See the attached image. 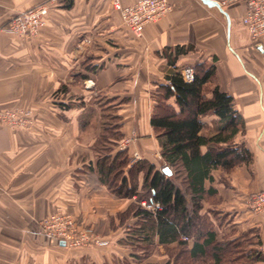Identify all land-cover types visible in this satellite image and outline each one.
I'll use <instances>...</instances> for the list:
<instances>
[{"label": "crops", "instance_id": "obj_1", "mask_svg": "<svg viewBox=\"0 0 264 264\" xmlns=\"http://www.w3.org/2000/svg\"><path fill=\"white\" fill-rule=\"evenodd\" d=\"M46 1L0 0V28L17 13ZM121 1L132 5L137 0ZM170 3L171 12L148 24L140 38L124 25L110 0H57L35 37L0 33V115L29 113L26 125L11 126L0 118V264L170 261L163 245L156 243L146 256L149 246L134 249L135 220L123 222L119 215L135 199L116 197L100 181L97 161L110 147L102 142L107 133L103 112L116 108L112 116L123 139L134 137L130 153L138 152L162 168L159 142L150 125L153 93L157 85L168 83L172 65L182 68L199 62L215 64V82L234 98L244 123L234 144L251 154L249 161L233 168L211 171L205 188L213 192L207 193L202 213L213 222L219 242L242 238L247 249L262 256L254 264H264V210L252 212L249 206L253 195L264 193L261 49L250 44L242 3L223 7L231 22L229 36L226 17L218 9L200 0ZM215 12L223 16L224 26ZM198 44L211 54L200 56ZM179 48L183 53H177ZM55 95L61 99L55 100ZM202 121L205 136L220 125L212 114ZM142 180L141 175L140 184ZM57 213L71 214L109 244L69 248L43 235L41 222Z\"/></svg>", "mask_w": 264, "mask_h": 264}, {"label": "trees", "instance_id": "obj_2", "mask_svg": "<svg viewBox=\"0 0 264 264\" xmlns=\"http://www.w3.org/2000/svg\"><path fill=\"white\" fill-rule=\"evenodd\" d=\"M177 53H183L182 48ZM176 69L172 65L168 83L157 85L153 93L150 125L159 142L163 167L142 158L130 165V149L113 153L123 135L120 124L108 125L102 142L110 147L97 161L100 181L116 197L135 199L119 216L123 222L130 217L135 220L132 242L135 250L141 244L149 246L145 256L157 243L167 250V264H254L262 260L258 251L247 249L242 238L219 242L213 222L202 213L207 193L213 192L205 188V181L212 179L211 171L250 160L249 151L234 144L244 123L234 108V98L215 82V64H195L192 82H186ZM211 114L219 117L220 125L213 135L205 136L202 118ZM143 201L158 207L148 210ZM173 244L176 246L169 248Z\"/></svg>", "mask_w": 264, "mask_h": 264}, {"label": "built area", "instance_id": "obj_3", "mask_svg": "<svg viewBox=\"0 0 264 264\" xmlns=\"http://www.w3.org/2000/svg\"><path fill=\"white\" fill-rule=\"evenodd\" d=\"M113 8L119 13L124 25L137 38L142 37L145 27L155 23L169 14L172 10L170 0H137L132 5H123L121 0H110ZM222 7L234 3L244 5L242 24L251 41L261 49L264 63V0H213ZM57 0H48L30 9L19 12L12 17L8 25L1 32H8L21 38L35 37L45 25L47 16ZM186 82L194 80L195 71L192 66L176 69ZM28 112H8L0 115L11 126L26 125L24 118ZM134 137L125 138L120 144V150L129 149ZM141 159L138 152L131 154L132 162ZM142 206L154 210L158 206L143 201ZM252 212L260 213L264 210V193L255 194L249 202ZM40 232L52 239L60 241L69 248L101 247L109 244L107 240L96 234L94 230L79 224L70 214H54L44 220L40 225ZM186 239V238H184Z\"/></svg>", "mask_w": 264, "mask_h": 264}, {"label": "rangeland", "instance_id": "obj_4", "mask_svg": "<svg viewBox=\"0 0 264 264\" xmlns=\"http://www.w3.org/2000/svg\"><path fill=\"white\" fill-rule=\"evenodd\" d=\"M38 5V4H37ZM57 5V4H56ZM36 6V5H35ZM54 7V6H53ZM52 7V8H53ZM228 6L225 8V9H227L228 10ZM216 11V10H215ZM216 14L214 15L215 16V18H216V16H217V19H219V20H221V22H222V24H223V26L225 25V20H224V18H223V16L221 15V14H217L218 12H215ZM18 14V13H17ZM16 14V15H17ZM15 16V15H14ZM13 16V17H14ZM12 18V17H11ZM10 18V19H11ZM10 19H9V21H10ZM9 21H8V23H9ZM8 23H7V25H8ZM7 25H5L4 27H6ZM4 27H1L0 28V33H1V29L2 28H4ZM11 34V33H10ZM16 36V35H15ZM18 37V36H17ZM21 38V37H20ZM249 39H250V37H249ZM250 44L252 45L253 44V42L251 41V39H250ZM254 45V44H253ZM196 50H197V52H198V54L200 55V56H205V55H207V54H211V50H209L207 47H205L203 44H198V48H196ZM192 67H194V66H192ZM55 100H60L61 99V96L60 95H56L55 97ZM116 112V108H113V106L112 107H108V108H106L105 110H104V115H103V117H104V120H103V125H104V127H107L108 125H114V124H118V121H116V120H113L114 118H113V116H112V114L113 113H115ZM109 118H112V119H109ZM109 120V121H108ZM124 140V139H123ZM122 140V141H123ZM122 141L118 144V149H120L119 148V146H120V144L122 143ZM130 148V147H129ZM131 163H133L132 162V160H131V162L129 163V164H131ZM130 166V165H129ZM57 214H63V213H57ZM64 214H69V213H64ZM71 215V214H70ZM72 216V215H71ZM73 217V216H72ZM74 219H76L75 217H73ZM46 220V219H45ZM44 221V220H43ZM42 221V222H43ZM76 221L79 223V224H82L81 222H79L77 219H76ZM41 222V223H42ZM41 225V224H40ZM87 227H89V226H87ZM90 228H92V227H90ZM93 229V228H92ZM94 230V232L96 233V231H95V229H93ZM97 234V233H96ZM57 241V240H56ZM58 242H60V241H58ZM61 243V242H60ZM79 249V248H78ZM144 257V256H143Z\"/></svg>", "mask_w": 264, "mask_h": 264}, {"label": "water", "instance_id": "obj_5", "mask_svg": "<svg viewBox=\"0 0 264 264\" xmlns=\"http://www.w3.org/2000/svg\"><path fill=\"white\" fill-rule=\"evenodd\" d=\"M202 3H204L205 5H207L208 7H213V8H216L220 11V13H222L225 17H226V20H227V26H228V36H229V33H230V18H229V15L226 13V11L222 8V6L217 3L216 1H213V0H200ZM165 173L167 174H170V171L169 169H165L164 170Z\"/></svg>", "mask_w": 264, "mask_h": 264}, {"label": "bare ground", "instance_id": "obj_6", "mask_svg": "<svg viewBox=\"0 0 264 264\" xmlns=\"http://www.w3.org/2000/svg\"><path fill=\"white\" fill-rule=\"evenodd\" d=\"M223 8V7H222ZM224 9V8H223Z\"/></svg>", "mask_w": 264, "mask_h": 264}]
</instances>
